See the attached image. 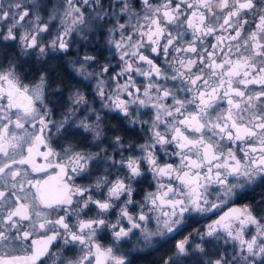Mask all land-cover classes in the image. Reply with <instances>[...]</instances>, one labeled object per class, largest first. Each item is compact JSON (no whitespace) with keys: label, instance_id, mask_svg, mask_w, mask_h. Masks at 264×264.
<instances>
[{"label":"snow or ice","instance_id":"1","mask_svg":"<svg viewBox=\"0 0 264 264\" xmlns=\"http://www.w3.org/2000/svg\"><path fill=\"white\" fill-rule=\"evenodd\" d=\"M56 21L54 38L45 40ZM74 34L106 37L115 65L87 52L75 63L80 75L96 65L87 77L101 110L138 125L142 143L126 144L117 128L113 154L53 146L51 129L66 132L69 115L51 119L48 76L25 83L6 50L11 42L17 57L38 60L69 53ZM0 50V264H131L117 245L134 230L145 241L171 238L192 214L220 209L264 182V0H0ZM70 99L89 105L78 89ZM90 110L95 123L78 127L99 140L102 116ZM143 180L149 190L141 192ZM206 238L233 242L232 253L195 264H264V199L189 232L160 264L208 256Z\"/></svg>","mask_w":264,"mask_h":264},{"label":"flooded vegetation","instance_id":"2","mask_svg":"<svg viewBox=\"0 0 264 264\" xmlns=\"http://www.w3.org/2000/svg\"><path fill=\"white\" fill-rule=\"evenodd\" d=\"M58 29L59 22L56 21L52 25L51 35L45 34L44 39L49 41L53 39ZM70 39L73 40V45L69 53L49 51L46 57L39 60L36 58L35 53L28 57H17L19 49L11 42H9L11 46L6 50L7 57L18 59L22 70L25 71L27 76L25 83H38L41 73L48 76L51 87L47 88L46 96L48 107L53 113L51 119L60 121L65 115H69L71 126L68 127L66 125V127H68L66 132L61 130L60 133H57L54 127L51 129L49 135L51 136L53 146L59 151L62 145L72 142L79 145L87 152L95 153L101 151V149H106L109 154H113L114 149L110 145L113 137V130L117 128H119L118 134L125 138L126 144L128 142L142 143L147 138V135L141 132L138 125H129L116 111H109L108 109L101 110L100 99L94 92L96 81L87 77V73L93 72L96 65L92 64L91 66H87L85 68V75H80V65L75 63L77 59H82L83 55L87 52L88 54L100 56L101 62H103L104 58L112 59L115 65L116 59L113 58L109 50L106 37L100 34H96L95 36L90 35L89 40L84 41L81 40L78 35L74 34ZM94 49L95 51H93ZM0 63H6L5 52L2 50H0ZM77 89L88 98L89 105L77 106L72 104L70 97ZM70 106L76 108L75 113L69 114L68 110ZM92 108L100 110L102 116L101 129L103 130V134L99 140H94V132H87L83 128L78 127L81 120H86V122L90 124L95 123V115L90 110ZM142 111L148 112L149 110L143 109ZM148 118L149 116L142 117V119ZM162 159H166V157H162ZM37 162L44 163L42 158H38ZM149 179H151L150 174ZM77 182L82 183L83 181L78 178ZM142 185L141 192L149 190L147 180H143ZM217 191L218 186H213V188L210 189L211 195L209 199L215 200ZM140 198L141 196L138 195L137 199ZM261 199H264V182L258 179L246 188L241 195L234 197L222 208L213 210V212L207 214H192V216L187 219L186 226L179 235H174L171 238L160 237L153 238L151 241H145L139 230H134V234L119 242L117 245L119 249L118 254L125 255L127 259L131 261V264H160L162 257L166 254H171L176 241L188 235L189 232H193L194 229H200L203 232L208 224L218 219L228 208H239L244 204L255 205L258 204ZM133 211H135L134 208ZM110 218L112 222H115V214ZM73 222H75L74 219ZM124 223L125 225L127 224L126 221H124ZM152 226L153 225H149V227ZM223 235L224 234L221 233V236ZM99 236L101 237L100 242L102 244L106 246L112 244L110 230H104L99 233ZM206 241L208 242L204 244V247L206 252H208V256H201L200 254L189 256L183 258V264H195L198 259L207 260L209 257L215 258L218 252L227 251L229 254L232 253L233 242L231 241L225 243L223 239L216 241L212 238H206ZM196 242H199V237H195L193 243ZM58 243L62 244V241ZM53 251H56V249L54 248ZM49 264H51V262H49Z\"/></svg>","mask_w":264,"mask_h":264}]
</instances>
